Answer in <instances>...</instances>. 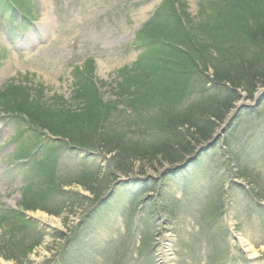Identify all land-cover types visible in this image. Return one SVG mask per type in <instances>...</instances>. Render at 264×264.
Returning <instances> with one entry per match:
<instances>
[{"label":"rangeland","instance_id":"obj_1","mask_svg":"<svg viewBox=\"0 0 264 264\" xmlns=\"http://www.w3.org/2000/svg\"><path fill=\"white\" fill-rule=\"evenodd\" d=\"M17 2L24 14H27L22 21L16 18L18 13L11 17L10 14L0 13V90L12 81L15 87L22 85L23 91L31 93L30 101H36L45 109L54 108L56 111L59 109L57 115L52 118L59 121L61 110L67 109L69 116L65 118V124L76 125V129L91 134L95 122L100 123L109 113L107 107H104V113L99 116L96 114L97 105L94 101L89 102L81 98L79 99L83 102L78 103L76 100L78 106L74 105L71 95L77 93L73 92L74 82L71 73L73 66H83L88 59H93L90 63L92 66L90 79L96 86L98 96L102 97L104 102L111 99L116 103L113 94L121 95L127 92L124 87L127 80L131 85L130 94L142 91L141 89L134 91V88L139 86L136 84L132 87L134 81L130 78L137 74L136 70L143 64L141 62L133 69L140 60L135 62L141 49L134 47L132 42L136 32L152 16L161 0H17ZM174 2V12L175 9L185 10L188 20H191L189 22H192L191 26L203 19L200 15L202 10L207 15L220 11L219 0L208 4L200 3V0ZM179 2L185 9L179 6ZM1 3L6 4V1L1 0ZM43 12L54 20L53 26L49 25L47 28L42 26ZM28 18L31 19L27 20ZM23 25L24 27L27 25L24 29L25 34L16 36L14 31ZM10 27L14 29L11 34L6 30ZM42 32L46 36L40 35ZM204 36L200 32L195 33V37L205 39V44L212 46L210 38L205 34ZM231 52L232 49L223 52L222 60L227 62V66L232 65L234 71L238 72L239 69L244 70L252 66L234 59ZM133 62L135 64H132ZM246 65L249 67H245ZM210 74L211 70L208 73V80L211 78ZM206 79L207 77L203 79L200 76L193 78L191 80L193 88L187 87V84L177 86L175 89L167 88L165 94L179 92L177 103L174 101L175 96L157 101V106H151L148 111H136L140 120L138 117L135 118L137 120H133L136 115L132 114L124 115L122 119L121 115L110 113V123L101 124L97 135L105 140L109 139V148L115 151L113 155H105L97 148L92 151L98 152L90 154L58 141L53 142L20 118L4 114L0 110V214L6 209L15 210L32 206L37 210L29 211L31 217L34 218L36 213H41L50 220L42 227L37 222L38 219L29 218L33 222L32 225L25 227L21 234L15 235L14 238L9 236L7 230L13 225L11 220H6L3 226L0 224V250L10 260H4L2 257L0 259L11 264H263L260 259L245 262L240 259L236 242L228 246V249L225 243L231 236L241 237L253 246L259 256L264 251V234L259 231V224L263 219L259 218L261 221H256L261 216L256 214L259 212L258 203L264 205V150H261L264 144V86L241 89V92L235 93L238 100L229 106L224 100L227 98L225 96L227 92L217 90L214 94L211 91L212 84L205 82ZM256 79L257 77L252 81L257 83ZM204 83L207 84L204 87L205 91L196 93ZM119 84L120 88L116 90ZM145 85L151 87L150 84ZM27 87L31 90L29 91ZM38 89L43 93L41 99L33 95L32 90ZM190 90L194 93L188 104L193 103L194 106H199L198 109L204 108L201 112L193 110L192 113L183 114L189 108L178 104L184 96H189ZM216 95L220 97V103L211 105L212 109L204 112L208 105L204 103L212 101ZM60 98L65 100V106L57 103L61 102ZM181 104H184V100ZM166 112L170 113L171 117H177V121L186 124L188 130L185 135L181 137L172 130L169 132L175 133L174 135L153 131L159 130L158 121H163L167 117ZM200 115L205 116L206 120H198ZM232 115L234 118L229 119ZM226 117L229 119L228 125L223 133H219L218 139L213 141L211 155L209 152L203 156L202 145L197 144L191 154L185 156V159L201 158L197 168L203 173L212 169V161L216 162L217 166L214 165L212 171H217L216 178L219 179L210 178L211 181L208 180V183L206 180L202 181L203 179L198 177L201 174L195 169L190 171L193 174L189 175L195 179V183L191 185L192 188L195 186L194 195L204 198L202 203L222 207V204H214L213 198L209 197L211 200L209 201L203 193L206 192L209 196L210 190H213L217 200L219 196L215 191H218L219 195L221 188V194L224 196L221 202L224 211L221 215L209 212L204 204L201 205L203 208L201 209L196 201L181 198L180 185L172 179L165 178V173L171 171L167 169L173 167L159 165L163 162L164 155L171 153V146L163 145L164 142L170 143L181 139L182 145L191 146L197 143L194 140L198 138L187 123L197 124L199 128L203 123L201 135L210 129L217 134L220 130L217 129L218 126ZM152 118H155L154 125L147 122ZM22 149L32 151L33 157L37 159L55 156L52 159L55 162L54 173L40 175L37 169L24 165L26 161L13 166L16 154ZM113 156L124 165L125 172H113L114 162H111ZM35 164L30 163L33 166ZM115 179L124 184L111 201L120 198L122 196L119 195L120 192L127 193L129 190L131 194L133 187L130 182L134 186L136 181L140 186H145V190L135 196L137 202L142 204L137 205L136 210L133 207L130 211L126 200L119 202L125 205L127 210L124 209V212H129L125 228L121 230L120 226L118 228L115 215L112 213L109 215V208L105 207V210L103 208L102 212L98 209V214L107 216L105 218L107 220H103L104 223L100 217L93 214L95 207L99 208L100 198L106 196L109 188H116ZM159 180L163 181V184ZM217 180L219 181L215 187H208ZM30 184L36 194L24 203L25 198L21 197L23 192L19 190L21 186ZM44 185L47 186L48 192L41 189ZM240 188L248 191V196ZM187 193L189 192H185L184 196ZM95 194L98 195L97 199ZM254 215L257 217L251 220ZM134 219L138 224L145 221L140 223L141 228L146 230L143 239L132 225ZM203 221L210 228H206ZM50 222L55 227L51 226ZM99 224H103L105 230L110 228V232L99 236L93 235L91 226L97 228L96 225ZM128 227L132 230L133 242L127 247L131 235ZM222 229L225 233L220 232ZM123 230L124 240L118 243L117 237ZM73 231L75 237L68 244L67 237ZM109 236L116 238L113 244V247L116 246L115 250L110 247L108 251L107 246L114 242L109 240ZM139 237L141 248L139 247L136 252L135 246ZM221 241L223 247L219 244ZM34 242L37 245L25 256L26 250L36 244ZM67 245L68 249L65 250ZM101 248L102 252L104 248H107L108 252L99 255ZM216 248L215 253H212ZM163 249L167 253L166 257L161 253ZM92 253L96 255L93 256ZM231 253L232 259L229 255Z\"/></svg>","mask_w":264,"mask_h":264},{"label":"trees","instance_id":"obj_2","mask_svg":"<svg viewBox=\"0 0 264 264\" xmlns=\"http://www.w3.org/2000/svg\"><path fill=\"white\" fill-rule=\"evenodd\" d=\"M13 2L21 9L17 0H13ZM218 4L220 5L219 12L207 15L202 10L200 15L203 19L194 26H191L192 22H189L191 20H188L189 17L185 10L180 9L177 11L175 9L174 12V0L163 1V6L159 10L161 13L167 14L166 19L161 22H156V19L151 21L144 27L142 32L145 40L143 44L149 46L155 45L156 49L154 46L152 47L153 52H151L150 58L141 65V68L136 70L137 74L130 77L134 81L132 87L136 84L139 86L135 87L134 91H138V89L142 91L134 92V95L130 94L131 85L128 83L129 80H127L124 86L127 92L121 95L113 94L116 99L115 103L111 99L104 102L103 98L98 96L99 94L95 89L96 86L92 83L88 87L82 88L83 92L77 87L74 88L73 92L77 93V95H71L74 105L78 106L79 102H83L81 99L89 102L94 101L97 105L96 114L99 116L104 113L103 108L107 107L108 116L101 120L100 123L95 122L93 134L84 133L80 129H76V125L65 124V118L69 116L67 109L64 110L62 108L59 121L52 118L57 115L59 109L57 111L54 108L45 109L41 107V104L36 103V101H30L29 97L31 93L28 94L23 91L24 86L22 85L19 87L9 85L0 93L1 107L12 113L22 115L32 126L46 131L51 136L66 139L73 145L91 149L97 148V150H101L108 155H113L115 151L109 148V139L105 140L103 137L97 135L101 124L105 123L107 125L110 123V113L119 114L122 119H124V115L128 116L132 114L136 115V117H133V120H137L135 119L137 117L140 120L136 111H148L151 109V106H157L156 102L162 100L167 88L175 89L177 86L181 87V85L185 86L186 84L189 87L192 84L191 80L197 76L203 77V79L204 77L208 78L207 73L210 70L211 81L217 87L227 84L233 89L241 90L249 87L264 86V0H219ZM179 6L185 9L182 7L183 4L181 2H179ZM196 32H200L203 37H205V34L213 42V45L209 47V44H205V39L195 37ZM231 49V56L234 59L244 61L252 66L246 65L245 67L249 68H244V70L239 69L238 72L234 71L232 65L227 66V62L224 59L222 60V53ZM144 60L143 58L137 66ZM256 77L255 81L257 83L252 81ZM206 80L208 81V79ZM145 83L150 84L151 87H148ZM118 86L116 90L120 88V84ZM27 88L29 91L31 90L30 87ZM85 89H87L86 92ZM32 91L36 98H43L42 90ZM153 91L156 93L154 94ZM225 96L227 98L224 100L229 106L238 100L237 95L231 91L227 92ZM219 98L216 95L215 99L204 103L208 104L204 112L210 111L212 109L211 105L220 103ZM76 100H78V103ZM59 101L61 102L57 103L65 106L63 98H60ZM112 104L113 106H111ZM147 105L149 106L148 108ZM197 107L199 106L191 105L188 107L189 109L186 108L188 110L183 114L192 113L193 110L201 112L204 108L198 109ZM166 114L167 117L163 121H158L157 126L159 130H156L158 132H169L172 130L173 132H177L181 137L185 135L188 130L186 124L177 121V117L175 116L171 117L170 113L166 112ZM199 119L205 121L206 117L200 115ZM152 120H147V122L154 125L155 118H152ZM187 124L189 129L192 128L194 130V134L198 138L194 142L197 143L191 146L182 145L181 139L171 141L170 143L164 142L163 145L171 146V153L170 155H164L163 162L159 166H171L179 163L186 155L191 154L197 144L199 145L211 138L214 132L210 129L201 135L203 123L201 128L194 123ZM102 147L105 149L102 150ZM115 158L116 156H113L111 159V162H114L112 165L113 172H125L123 171L124 165L116 161ZM23 208L34 210L32 206H25ZM10 236H12L11 233ZM36 245L27 249L25 256ZM0 257L4 260H10L9 257L3 255L2 250H0Z\"/></svg>","mask_w":264,"mask_h":264},{"label":"bare ground","instance_id":"obj_3","mask_svg":"<svg viewBox=\"0 0 264 264\" xmlns=\"http://www.w3.org/2000/svg\"><path fill=\"white\" fill-rule=\"evenodd\" d=\"M42 26L47 28L49 25L53 26L54 20L52 18H49V15H47L46 12H43L42 18H41ZM35 218L40 220L42 223H49V219L44 214L41 213H36ZM51 226H54L53 223L50 222ZM55 227V226H54ZM238 245L248 253V257L255 259L258 255L257 252L254 250L253 246L245 239L243 238H238ZM0 264H11L9 262H4L3 260L0 259Z\"/></svg>","mask_w":264,"mask_h":264}]
</instances>
